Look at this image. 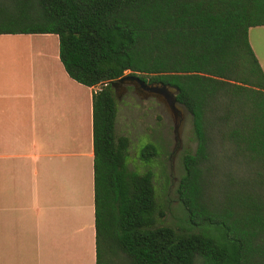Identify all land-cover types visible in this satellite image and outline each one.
Wrapping results in <instances>:
<instances>
[{
	"label": "trees",
	"instance_id": "obj_1",
	"mask_svg": "<svg viewBox=\"0 0 264 264\" xmlns=\"http://www.w3.org/2000/svg\"><path fill=\"white\" fill-rule=\"evenodd\" d=\"M262 25L264 0H0V34H55L66 74L96 87L94 264H264V73L247 39ZM126 73L176 88L190 119L176 228L156 224L150 173L114 135L109 82Z\"/></svg>",
	"mask_w": 264,
	"mask_h": 264
},
{
	"label": "crops",
	"instance_id": "obj_2",
	"mask_svg": "<svg viewBox=\"0 0 264 264\" xmlns=\"http://www.w3.org/2000/svg\"><path fill=\"white\" fill-rule=\"evenodd\" d=\"M264 25L248 43L264 73ZM49 33L0 34V264H94L92 112Z\"/></svg>",
	"mask_w": 264,
	"mask_h": 264
},
{
	"label": "rangeland",
	"instance_id": "obj_3",
	"mask_svg": "<svg viewBox=\"0 0 264 264\" xmlns=\"http://www.w3.org/2000/svg\"><path fill=\"white\" fill-rule=\"evenodd\" d=\"M262 39L264 32L254 40ZM173 116L165 103L154 97L123 96L115 101L113 131L116 137L127 138V169L150 173L156 209L162 211L156 224L176 228L184 218L175 193L183 173L181 157L192 151L194 141L189 116L178 112ZM147 143L154 145L156 153L145 161L139 150Z\"/></svg>",
	"mask_w": 264,
	"mask_h": 264
},
{
	"label": "water",
	"instance_id": "obj_4",
	"mask_svg": "<svg viewBox=\"0 0 264 264\" xmlns=\"http://www.w3.org/2000/svg\"><path fill=\"white\" fill-rule=\"evenodd\" d=\"M127 80L128 82H137L141 88L147 93L151 95H160L164 98V103L166 108L173 112L177 111L180 115L187 114V111L184 107L178 103H176L174 94L177 91L174 87H169L163 84H145L140 78L133 74L122 75L118 79L109 82L110 87L114 85L116 82H122Z\"/></svg>",
	"mask_w": 264,
	"mask_h": 264
},
{
	"label": "flooded vegetation",
	"instance_id": "obj_5",
	"mask_svg": "<svg viewBox=\"0 0 264 264\" xmlns=\"http://www.w3.org/2000/svg\"><path fill=\"white\" fill-rule=\"evenodd\" d=\"M141 80L147 85L160 84L158 82L151 81L148 78ZM111 90L115 101L123 96H137L138 98L154 97L158 101L164 102V98L160 95L147 94L137 82H128L127 80L122 82H116L114 83V85H112ZM170 113L173 116L176 115L177 111H173V112L170 111Z\"/></svg>",
	"mask_w": 264,
	"mask_h": 264
}]
</instances>
